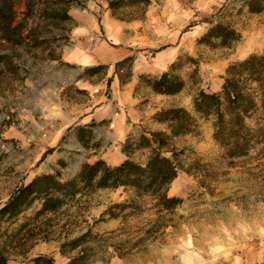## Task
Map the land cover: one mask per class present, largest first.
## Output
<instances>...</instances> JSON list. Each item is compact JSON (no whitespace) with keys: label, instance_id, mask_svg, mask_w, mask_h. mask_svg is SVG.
I'll use <instances>...</instances> for the list:
<instances>
[{"label":"rangeland","instance_id":"374dc122","mask_svg":"<svg viewBox=\"0 0 264 264\" xmlns=\"http://www.w3.org/2000/svg\"><path fill=\"white\" fill-rule=\"evenodd\" d=\"M60 1L17 0V28L0 34V209L37 176L56 174L66 181L83 163L112 154L99 130L90 133L80 123L91 87L118 74L131 80L135 56L87 71L98 66L65 62L71 44L75 49L78 40L102 39L118 45L126 35L138 47L139 34L153 35L152 25L168 29L177 14H184L189 24L183 32L205 25L174 69L186 82L184 90L195 92L192 103L201 90H221L227 62L264 52V12H248L246 0ZM217 23L234 29L240 39L229 46L198 43ZM92 25L102 36L80 34ZM170 44L162 41L157 48ZM148 133L135 128L131 135L137 140ZM213 133L212 119H198L192 133L168 140L161 150L179 167L167 190L168 197L183 199L177 208L165 210L155 194L130 187L85 191L45 214L39 213L38 201L17 219L0 220V249L8 264H27L38 255L57 264L264 263V142L247 156L229 158ZM150 155L141 149L130 159L145 165Z\"/></svg>","mask_w":264,"mask_h":264},{"label":"trees","instance_id":"16d2710c","mask_svg":"<svg viewBox=\"0 0 264 264\" xmlns=\"http://www.w3.org/2000/svg\"><path fill=\"white\" fill-rule=\"evenodd\" d=\"M16 1L0 0V34L3 36L17 28L14 23ZM60 2L44 0V3L50 5ZM245 6L250 13L264 12V0H246ZM239 39L240 35L234 29L217 23L208 28L198 43L211 47L229 46ZM177 61L178 59L170 65L168 71L159 76L140 74V84H145L157 94H179L184 90L186 82L174 73ZM99 67L101 66L91 67L87 71ZM192 106L191 111L178 107L167 108L153 116L155 121L167 124L168 132H151L148 136L142 134L137 140L129 134L121 149L127 158L119 165L111 166L102 159L94 163L86 162L72 179L66 181L56 174L37 176L10 197L0 209V220L17 219L38 201L42 203L39 213L45 214L57 211L67 199L85 191L94 193L119 187L155 194L158 205L165 210L177 208L183 199L168 197L167 190L177 178L179 167L173 158L164 156L161 151L168 140L192 133L198 119H212L213 139L223 149L226 157L247 156L255 145L264 142V52L249 54L245 59L229 65L221 90L212 93L199 91L193 98ZM84 128L91 133V125ZM141 149L151 151L145 165L130 159L135 151ZM8 262L5 250L0 249V264ZM27 264L57 263L49 255H38Z\"/></svg>","mask_w":264,"mask_h":264},{"label":"crops","instance_id":"0c3cea01","mask_svg":"<svg viewBox=\"0 0 264 264\" xmlns=\"http://www.w3.org/2000/svg\"><path fill=\"white\" fill-rule=\"evenodd\" d=\"M70 15L73 17V8ZM188 24V16L177 14L175 20L169 23L168 29L159 31L157 26L152 25L150 30L153 35L148 37L147 34L141 33L139 38L136 37L141 42L138 47L131 45L130 39L124 35L123 42L118 45H110L102 39L91 43L78 40L75 49L73 44L65 49L63 53L65 62L83 66L115 65L135 56L134 76L131 80L125 82L121 74H118L114 75L111 81L99 86H85L87 90L89 87L92 90L89 108L86 109L80 125L88 126L97 123V126L92 128L99 130L101 137L112 144V154L103 157L109 165H119L126 159L122 153L121 144L129 134L135 131V128H145L149 132L168 130L167 124L153 119L157 112L177 107L192 110L191 100L195 92L189 94L187 90H183L179 95H161L149 87L142 86L139 81L140 74L159 76L166 72L182 52L192 48L193 40L204 32L205 25L197 23L191 27V31L183 32L182 27ZM80 34L86 37L91 36L92 39L96 35L102 36L100 30L93 25L81 29ZM162 41L171 42V44L157 48ZM135 49H140L138 54H135ZM149 52L152 53L147 56ZM229 64L227 62L225 67ZM113 71L115 72L114 68ZM105 123H108V126H103Z\"/></svg>","mask_w":264,"mask_h":264}]
</instances>
